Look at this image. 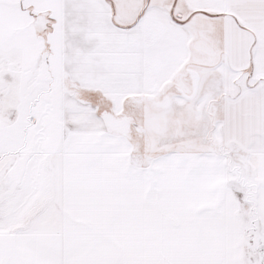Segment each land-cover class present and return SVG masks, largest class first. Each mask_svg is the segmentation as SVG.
Segmentation results:
<instances>
[{"label":"snow or ice","instance_id":"obj_1","mask_svg":"<svg viewBox=\"0 0 264 264\" xmlns=\"http://www.w3.org/2000/svg\"><path fill=\"white\" fill-rule=\"evenodd\" d=\"M0 264H264V0H0Z\"/></svg>","mask_w":264,"mask_h":264}]
</instances>
